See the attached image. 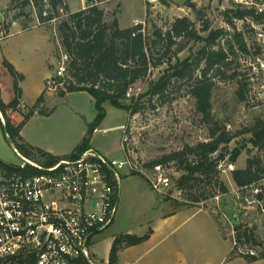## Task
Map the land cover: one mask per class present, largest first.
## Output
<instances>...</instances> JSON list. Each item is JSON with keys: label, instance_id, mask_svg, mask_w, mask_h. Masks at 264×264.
Here are the masks:
<instances>
[{"label": "rangeland", "instance_id": "obj_1", "mask_svg": "<svg viewBox=\"0 0 264 264\" xmlns=\"http://www.w3.org/2000/svg\"><path fill=\"white\" fill-rule=\"evenodd\" d=\"M191 3L195 6H192ZM223 3L226 8L231 5L230 0H161L158 6L152 8L146 5L144 0H98L97 6L104 10V18L108 22L118 19L120 26H124V28L133 25L134 20L144 22L151 38H153L155 30L161 29L166 32L178 18L184 17L194 23V28L199 36L206 37L210 30L203 31L202 28L206 24L204 20L209 22L210 29L217 30L223 25L221 9ZM69 4L72 11H76L83 5L85 8L94 5L91 0L86 4L82 0H69ZM10 10L13 15L10 21H18L22 27L32 26V20L38 17L37 8L33 4L23 7V0H15L10 6ZM21 12H24V15H21ZM67 17L68 15L64 16L55 24H45L46 30L52 36L54 46L57 45L58 60L63 52L65 53L64 49H61L58 26ZM3 26L4 24H2ZM3 30L7 32L8 29L4 27ZM205 45L206 43L198 39L197 36L175 38V44L172 45L169 55L164 57L163 63L154 67L144 80L133 86L132 96L138 97L139 94L146 92L152 82L159 80L170 63L176 64L192 57V73L183 79L173 78L167 86L164 98L155 97L151 101H148L149 97L144 98L141 107L136 112L134 111L135 106L131 109L133 112L129 113L126 109L116 107L111 101H106L104 103L106 117L95 129L89 148H94L109 158L119 160L126 159L127 155L146 167L150 162L183 149L187 144L195 145L210 140L209 124L203 120V114L197 108L196 98L190 91L205 64L204 59L197 60L200 57L199 52ZM217 46L216 44L211 48L216 49ZM162 49L159 47L153 51L155 58H163ZM57 63L58 61L54 64L52 74H56ZM224 70L228 75L234 72H238L239 75L235 79L213 77L215 71H212L208 76L214 82L212 114L215 120L226 127L227 131L235 135L228 145V154L226 153L225 159L219 162L223 166H218V178L229 189H232V186L236 184L232 177V170L246 166L248 158H255L262 154L252 143V134L245 132V129L253 126L257 120H264V87L252 86L248 72L241 70L235 61ZM242 83L247 84L245 100L238 97V89ZM46 89L49 94L55 95H52L53 97L46 104L47 118L40 122L53 135L49 142L56 145L58 151H63L64 155L67 154L65 158H73L76 148L87 135L90 124L96 119L98 113L96 101L87 91H73L61 95V91L66 90V83L58 87L56 91L52 89V85L48 86L47 83ZM131 97H126L124 102L133 105ZM1 117L0 114V158L10 164H20L24 160L22 154L5 135ZM123 122L127 124L124 133L127 136V141L124 147L122 131L119 128H112ZM36 125H38L37 122L33 121L30 124V130L34 131ZM235 147H244V150L231 169L230 152ZM163 164L170 176L171 187L168 194L162 196L181 205L204 207L216 215L215 200H212V197L221 193L216 180L192 181L187 185V188L181 190L178 180L185 173L184 169L177 162ZM121 171L125 175L122 178L121 204L115 221L106 230L93 237L90 247L94 259L99 264H109L115 237L127 234V232L138 235L145 233L156 217L160 206L161 194L152 189L144 176L133 174L128 167ZM201 192H205V195L197 203L191 194L200 195ZM225 200L228 206L235 205L232 194H228ZM249 215L256 220V235L259 242L264 245V219L253 210H249ZM252 246L258 253L262 249L259 246Z\"/></svg>", "mask_w": 264, "mask_h": 264}, {"label": "built area", "instance_id": "obj_2", "mask_svg": "<svg viewBox=\"0 0 264 264\" xmlns=\"http://www.w3.org/2000/svg\"><path fill=\"white\" fill-rule=\"evenodd\" d=\"M82 1L86 4L89 0ZM92 1L98 4V0ZM144 1L152 8L161 3V0ZM230 1L229 8L221 5L223 25L218 29L224 34L218 42L228 53L227 59L248 72L252 86L264 87V0ZM52 11V4L45 0L43 17L49 18ZM59 13L44 22L39 19L38 23L55 24L67 15L64 6L59 7ZM133 25H142L144 35L149 34L144 22L134 20ZM25 28L12 20L9 33ZM235 35L241 37L242 46ZM226 39L232 41V54L225 47ZM68 59L63 52L56 74L47 82L54 91L66 81ZM132 88L127 97L132 96ZM126 141L124 134L123 147ZM22 157L20 164L0 163V264H99L90 247L93 237L115 220L125 175L121 170L128 167L130 172L142 174L161 195L168 194L171 187L164 164L146 168L127 155L123 160L109 158L94 148L50 164ZM230 168L233 169L232 163ZM228 194L233 195V207L225 200ZM212 200L233 252L245 257L258 256L252 244L238 241L237 227L256 223L249 210L264 219V175L249 184H235Z\"/></svg>", "mask_w": 264, "mask_h": 264}, {"label": "trees", "instance_id": "obj_3", "mask_svg": "<svg viewBox=\"0 0 264 264\" xmlns=\"http://www.w3.org/2000/svg\"><path fill=\"white\" fill-rule=\"evenodd\" d=\"M49 1L53 7L49 18H45L42 15L45 0H23V7L33 3L42 22L60 14L59 7L61 6H64L68 15L58 26L61 46L69 57L65 81L66 90H62L61 95L73 91H87L95 98L98 111L96 119L89 126L87 135L76 148V154L73 155L76 156L90 147V141L95 129L106 117V109L104 107L106 101H111L113 105L126 109L129 113L133 112L131 109L135 106L134 111L136 112L141 107L144 98L149 97L148 101L153 100L155 97L164 98L167 86L173 78L183 79L186 76L188 77L192 73V57L176 64L170 63L159 80L152 82L146 92L139 94L138 97L135 95L131 97L133 105L124 102L129 89L139 81L144 80L154 67L163 63L164 57L169 55L172 45L175 44V38L197 36L198 39L206 43L199 52V59H197H204L205 64L201 68L200 76L192 84L190 91L196 98L197 108L203 114V120L209 124L210 140L195 145L187 144L183 149L176 150L161 159L154 160L147 166L152 167L158 163H179L185 171L178 180L181 190L187 188V185L192 181L213 179L216 180L221 193L228 191V186L218 178V164L225 159L226 153L228 154V145L235 135L227 131L226 127L215 120L212 114L214 82L208 76L212 71H215V76L213 77L235 79L239 75L238 72L228 75L226 70H224L225 67L228 68L233 63V61L227 59L228 53L218 42L224 31L221 29H210L209 22L204 20L206 24L202 28L203 31H210L206 37L199 36L194 28V23L189 18L184 17L178 18L166 32L161 29L155 30L154 36L151 38L149 34L144 35L141 31L142 25L122 28L118 19L108 22L104 18V10L97 5L70 12L67 0ZM13 2L15 0H11V4ZM191 5L195 6L192 3ZM20 14L24 15V12ZM235 40L241 46L243 45L239 35H235ZM215 43L218 45L217 48H211L216 45ZM159 47L165 49H162L163 58L154 57L153 51ZM225 47L231 54L234 53V46L231 40L226 39ZM23 79L24 75L9 60L3 59L0 61V112L5 135H9L16 149L26 157L40 156L45 162L53 163L59 160L60 157L53 156L40 148H35L25 143L21 135L22 127L39 108L41 113H47L46 110L41 108L44 102L43 94L28 112H24L21 109L22 89L20 82ZM246 89V83H242L238 89V97L241 100L246 99ZM5 92L9 94V100L4 98ZM16 114L21 117L20 121L14 119ZM245 132L252 134L251 141L262 154L255 158H248L245 168L232 170L233 180L239 186L258 181L264 175V120H257L253 126L246 128ZM243 150L244 147H235L230 152V163L235 164L242 155ZM0 163L4 164V161L0 159ZM133 174L140 173L133 172ZM200 195L191 194V197L195 199V202L199 203L205 192H201ZM151 233L152 229L143 236L122 234L115 237L110 252L109 264H117L120 249L143 242L149 238ZM237 239L240 242L245 241L262 248L258 256H247L246 258L250 260L264 259V245L257 238L256 224L238 226Z\"/></svg>", "mask_w": 264, "mask_h": 264}, {"label": "crops", "instance_id": "obj_4", "mask_svg": "<svg viewBox=\"0 0 264 264\" xmlns=\"http://www.w3.org/2000/svg\"><path fill=\"white\" fill-rule=\"evenodd\" d=\"M67 4L70 11L74 12L70 8L69 0ZM10 6L11 0H0V9H3L0 10V61L9 60L24 75V79L20 82L21 109L28 112L43 94L44 102L41 108L47 111L46 104L53 97L52 95H55L47 92L46 84L55 75L51 71L58 61L57 45L54 46L52 36L45 28L46 25L38 23V17L32 20V26L24 27L25 29L19 32L9 33L10 18H13ZM82 8L85 6L79 9ZM3 12L5 16L2 15ZM18 24L20 25L19 22ZM4 27L8 29L7 32L3 30ZM10 30L14 31V29ZM89 95L95 100L90 93ZM4 98L9 100L10 96L7 92L4 93ZM47 116L48 114L41 113L39 108L26 121L21 129V135L25 143L63 158L67 154L64 155L63 151H58L56 145L49 142L53 135L40 122ZM14 119L20 121L21 117L16 114ZM33 121L38 124L34 131L30 130ZM126 125L123 122L112 127L122 131V144ZM30 158L44 161L40 156ZM160 197L158 213L147 231L139 235L127 232V234L143 236L152 229L149 238L137 245L120 249L117 264H264L263 258L250 260L233 252L231 240L224 235L219 218L211 210L201 206L181 205L162 195ZM120 204L119 197L117 212Z\"/></svg>", "mask_w": 264, "mask_h": 264}, {"label": "water", "instance_id": "obj_5", "mask_svg": "<svg viewBox=\"0 0 264 264\" xmlns=\"http://www.w3.org/2000/svg\"><path fill=\"white\" fill-rule=\"evenodd\" d=\"M7 138L9 140V142L15 147V144L13 143V141L11 140V138L7 135Z\"/></svg>", "mask_w": 264, "mask_h": 264}]
</instances>
